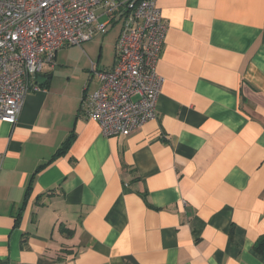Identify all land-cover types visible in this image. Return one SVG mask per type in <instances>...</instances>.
<instances>
[{
	"label": "crops",
	"instance_id": "obj_1",
	"mask_svg": "<svg viewBox=\"0 0 264 264\" xmlns=\"http://www.w3.org/2000/svg\"><path fill=\"white\" fill-rule=\"evenodd\" d=\"M155 1L154 119L103 135L57 51L0 120V264H264V0Z\"/></svg>",
	"mask_w": 264,
	"mask_h": 264
},
{
	"label": "built area",
	"instance_id": "obj_2",
	"mask_svg": "<svg viewBox=\"0 0 264 264\" xmlns=\"http://www.w3.org/2000/svg\"><path fill=\"white\" fill-rule=\"evenodd\" d=\"M110 23L119 25L113 62L99 69L91 61L96 88L83 94L81 109L105 136L127 135L154 119L163 82L156 62L167 30L155 0H0V120L17 121L58 49L81 46Z\"/></svg>",
	"mask_w": 264,
	"mask_h": 264
},
{
	"label": "rangeland",
	"instance_id": "obj_3",
	"mask_svg": "<svg viewBox=\"0 0 264 264\" xmlns=\"http://www.w3.org/2000/svg\"><path fill=\"white\" fill-rule=\"evenodd\" d=\"M105 17H100V20H103ZM118 26L114 25L108 32L104 34H96L95 37L83 43L82 46L77 45H68L63 46L60 50L58 49L57 53V64L56 67L67 68L66 75L73 76L77 74L80 76L81 68H89L88 73L90 72V61L92 62L97 59L98 48L101 47L100 57L98 66L101 64L108 65L113 61L114 54V38L117 32ZM71 69H74V72H71ZM74 82L78 80L72 78Z\"/></svg>",
	"mask_w": 264,
	"mask_h": 264
},
{
	"label": "trees",
	"instance_id": "obj_4",
	"mask_svg": "<svg viewBox=\"0 0 264 264\" xmlns=\"http://www.w3.org/2000/svg\"><path fill=\"white\" fill-rule=\"evenodd\" d=\"M48 78H50V77H48ZM47 81H48V80H47ZM46 83H47V82H46ZM71 138H72V133H71V134L65 139V141H64L63 144H62V146H61L59 149H57V151L55 152L54 155L64 152V151L68 148ZM38 168H40V167H38ZM38 168H37V169H38ZM67 233L69 234V233H71V231L67 229ZM257 249H258L262 254H264V236H262V237L259 239L258 244H257Z\"/></svg>",
	"mask_w": 264,
	"mask_h": 264
}]
</instances>
